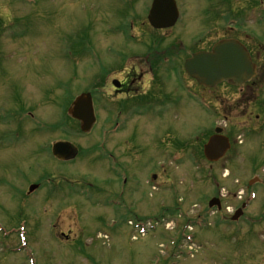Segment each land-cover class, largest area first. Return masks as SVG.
<instances>
[{
    "label": "rangeland",
    "instance_id": "374dc122",
    "mask_svg": "<svg viewBox=\"0 0 264 264\" xmlns=\"http://www.w3.org/2000/svg\"><path fill=\"white\" fill-rule=\"evenodd\" d=\"M30 1H0V225L14 230L24 219L29 230L24 256L11 251L18 244L16 234L7 239L0 233V264H26L29 253L36 264H158L155 254L180 264H264V185L251 178L264 175V127L261 134L244 136L243 152L231 149L216 163L205 159L203 149L213 124L222 123L227 131L244 125L249 117L236 115L244 111L240 94L249 88L206 90L194 80L188 83L177 68L193 51L223 38L217 26L234 16L215 20L223 7L257 19L264 14V0H178L180 24L161 31L147 19L152 0ZM209 26L213 34L202 42ZM251 31L262 42L255 36L244 41L261 66L264 29L263 36L257 25ZM172 45L166 55L174 57L175 68L147 57L150 50L156 58ZM113 78L125 81L127 94H114ZM69 82L75 95L96 90L99 121L88 134L77 131L74 120L66 124L71 133L52 129L65 120L62 96L70 93L64 86ZM188 84L194 92L199 87L205 101L191 96ZM257 88L252 118L262 122L264 116L256 114L264 113V90ZM169 97V110H161L158 105ZM221 101L233 105L224 116L217 112ZM131 105L135 109L128 113ZM25 111L37 113L47 129L32 116L20 126L18 116H7ZM116 120L122 127L115 133ZM59 140L73 143V160L52 157L49 142ZM36 182L44 187L26 196ZM248 184L257 185L258 197L233 224L231 214L246 200ZM219 191L222 213L209 208ZM115 197L121 206L111 205ZM220 214L226 221L218 219ZM153 218L163 225L145 237L128 224ZM187 219H202L207 227H194L195 246H187V255L178 259L184 241L174 242L181 230L173 235L174 220L183 224Z\"/></svg>",
    "mask_w": 264,
    "mask_h": 264
},
{
    "label": "water",
    "instance_id": "95a60500",
    "mask_svg": "<svg viewBox=\"0 0 264 264\" xmlns=\"http://www.w3.org/2000/svg\"><path fill=\"white\" fill-rule=\"evenodd\" d=\"M177 8L174 0H155L149 19L157 27H169L175 23ZM186 68L190 74L209 86L218 81L232 77L236 83L241 84L253 75V67L247 51L234 41L225 42L215 46L213 53H199L186 62ZM70 113L82 122V130L88 132L95 123L92 96L84 93L73 103ZM223 144V148L217 153V146ZM228 147L224 137H212L206 145V155L210 159H217ZM54 154L61 159H67L73 155L70 143H57L54 146ZM212 204V203H211Z\"/></svg>",
    "mask_w": 264,
    "mask_h": 264
},
{
    "label": "flooded vegetation",
    "instance_id": "af4514ba",
    "mask_svg": "<svg viewBox=\"0 0 264 264\" xmlns=\"http://www.w3.org/2000/svg\"><path fill=\"white\" fill-rule=\"evenodd\" d=\"M220 29V31L222 32L223 31V38H237V39H239L241 42H242V39L240 38V33H238V32H228V31H226L224 28H219ZM243 39H245V38H243ZM243 43V42H242ZM244 44V43H243ZM245 45V44H244ZM246 47H248L249 48V46L246 44L245 45ZM211 46H210V44L207 46V49L208 48H210ZM250 51V50H249ZM256 67H257V76H256V78L252 81V82H249V83H247V84H245L244 86H247V88H249V91L248 92H246L245 93V95H244V93H241L240 95H242V96H244V98H241L239 101L241 102L240 103V107H242V108H244V111H241V112H239L236 116H241V117H243V116H248L249 118H247V119H244V125L242 126V127H240L238 130H236V131H233V130H229V131H227L228 130V127L225 125V130H224V133L226 134V135H228L230 138H233L234 137V133H236L237 131H239V130H245V131H247L248 133H252V132H257L258 134H261L262 132H263V129H262V127H264L263 125H264V121H262L261 122V120H259V117L257 118V119H253L252 118V116H253V110H251V106H252V103L254 102L253 101V99H254V97H256L255 95H256V92H255V90H254V85L256 84L257 85V92H259V90H261V91H263V81H262V66H258L257 64H256ZM121 80V83H122V86H121V88L120 89H118V90H116L115 91V95L116 96H120V95H123L124 93H127V85H126V83H125V81H123L122 79H120ZM255 81V82H254ZM251 83V84H250ZM223 85V87H227V88H232V87H234V86H232L230 83H223L222 84ZM251 87V88H250ZM234 88H236V87H234ZM233 88V89H234ZM254 95V96H253ZM221 109H220V111H218V113H223L224 111H226V110H228V109H231L232 108V104L230 103V102H225V101H221ZM263 109H264V107H263ZM262 108H259V110H263ZM219 110V109H218ZM256 114V113H255ZM223 115V114H222ZM224 116V115H223ZM225 116H227V115H225ZM231 116H233V115H231ZM256 116H264V113L263 114H261V113H258V114H256ZM246 118V117H245ZM250 120H252V121H250ZM261 122V123H260ZM253 124H257V129L256 130H254L253 128H251V126L253 125ZM259 128V129H258ZM232 131V132H231ZM233 140V139H232ZM231 140V141H232ZM236 140V139H235ZM235 140H233V143H232V146H234V145H237V147L239 148V149H241V147H244V139L241 141L242 142V144H241V146H239L236 142H235ZM232 149V148H231ZM242 150V152H243V149H241ZM230 152V150L227 152V154ZM226 154V155H227ZM219 197L221 198V201L223 202V195L221 194V191H219ZM224 209H225V207H224Z\"/></svg>",
    "mask_w": 264,
    "mask_h": 264
},
{
    "label": "bare ground",
    "instance_id": "6f19581e",
    "mask_svg": "<svg viewBox=\"0 0 264 264\" xmlns=\"http://www.w3.org/2000/svg\"><path fill=\"white\" fill-rule=\"evenodd\" d=\"M223 148V144H220L217 146V153H215L214 155H218L219 151H221Z\"/></svg>",
    "mask_w": 264,
    "mask_h": 264
}]
</instances>
